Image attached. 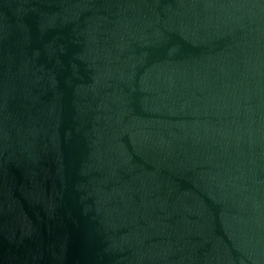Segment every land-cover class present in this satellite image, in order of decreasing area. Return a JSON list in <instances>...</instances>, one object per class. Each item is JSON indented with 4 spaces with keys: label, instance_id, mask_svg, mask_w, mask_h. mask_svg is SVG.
Returning <instances> with one entry per match:
<instances>
[{
    "label": "water",
    "instance_id": "95a60500",
    "mask_svg": "<svg viewBox=\"0 0 264 264\" xmlns=\"http://www.w3.org/2000/svg\"><path fill=\"white\" fill-rule=\"evenodd\" d=\"M0 264H264V0H0Z\"/></svg>",
    "mask_w": 264,
    "mask_h": 264
}]
</instances>
